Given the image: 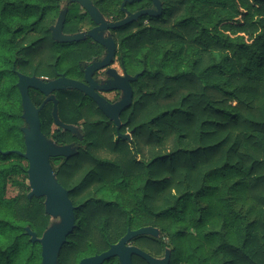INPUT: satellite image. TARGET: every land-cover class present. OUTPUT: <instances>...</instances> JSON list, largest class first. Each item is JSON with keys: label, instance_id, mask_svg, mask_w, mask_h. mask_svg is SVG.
<instances>
[{"label": "trees", "instance_id": "16d2710c", "mask_svg": "<svg viewBox=\"0 0 264 264\" xmlns=\"http://www.w3.org/2000/svg\"><path fill=\"white\" fill-rule=\"evenodd\" d=\"M64 1L0 0V264L41 262L40 244L25 231L40 238L50 217L43 197L27 198L28 163L16 153L25 146L14 70L53 74L49 28ZM123 1L91 0L113 21L124 17ZM160 2L158 17L113 30L130 74L142 71L120 115L129 141L115 140L114 127L78 91L56 98L63 122H83L82 142L51 132L49 103L40 111L46 138L80 145L57 179L78 206L77 222L88 224V240L98 237L97 222L112 231L111 242L126 231L120 222H136L131 229H160L159 239L147 237V250L162 256L167 240L170 264H264V0ZM66 4L69 20L76 10ZM124 7L135 13L152 3ZM29 96L41 104L40 93ZM8 187L17 189L14 197ZM66 247L58 264L93 254L77 240Z\"/></svg>", "mask_w": 264, "mask_h": 264}, {"label": "water", "instance_id": "95a60500", "mask_svg": "<svg viewBox=\"0 0 264 264\" xmlns=\"http://www.w3.org/2000/svg\"><path fill=\"white\" fill-rule=\"evenodd\" d=\"M71 3L80 4L85 11L93 19L96 27L88 32V36L97 43L108 48V55L105 60L99 63L89 65L85 70V81L88 85L70 80L67 78H59L48 83H44L36 77H27L18 74V90L21 97L22 119L24 126L21 129L24 139L25 151L23 153L16 152L21 155L28 163L27 176L28 185L30 188L27 198L32 197L44 198L45 213L51 218H58L57 224L48 227L40 238L36 236L29 228H26L25 234L30 237L32 243H39L41 246V262L40 264H58V257L62 246L66 243L67 237L72 233L75 222V207L73 206L68 191L61 186L57 181L52 167L50 165L51 158L65 157L70 158L76 155V148L72 145L57 146L53 141L46 138L40 130V120L38 113L47 101L54 102L52 116L56 125L64 130L75 133L76 128L68 125H63L57 117V101L52 97H47L39 108H35L32 104L28 90L30 88L38 90L45 96L50 95L56 90L73 89L82 92L89 96L98 106L109 121L115 125V130L119 138L130 140L128 134L121 135L119 129L121 122L119 115L125 109H128L132 104L133 91L130 85L138 79V74L134 76H126L124 82L113 81L107 87H100L104 90H121V99L114 103H107L100 98L95 92V82L90 78L91 74L107 65L108 61L114 54L115 45L111 38L105 40L102 38L103 32L115 30L138 21L143 16L158 17L162 13V4L160 0H149L152 3V8L139 10L135 13H126V16L116 22H107L90 0H69ZM138 0H124L121 4V9L126 12L124 6L126 3H131ZM66 9L60 11L55 25L51 28L52 39L60 43L77 42L84 38V34H76L73 36H65L61 33L62 24L65 18ZM9 151L3 152L8 154ZM158 231L152 227L139 228L137 230H128L127 233L119 240L117 244L112 245L107 251L83 259L80 264H101L105 260L118 256L121 264H132L131 255L135 253L142 256L148 264H169L171 253L166 251L162 259H157L149 254L140 252L135 248L125 247V243L132 238L144 234L151 237H156Z\"/></svg>", "mask_w": 264, "mask_h": 264}, {"label": "flooded vegetation", "instance_id": "af4514ba", "mask_svg": "<svg viewBox=\"0 0 264 264\" xmlns=\"http://www.w3.org/2000/svg\"><path fill=\"white\" fill-rule=\"evenodd\" d=\"M67 3H69V1H67ZM69 4L72 5L71 9L76 10V15L73 16L72 18H69V20H67V14H68L69 6L67 4L62 6V10L66 9V14H65V18H64V21L62 24L61 33H62V35H65V36L84 34V38L77 41V42H72V43H60V42L53 40L51 28L55 25V23L57 21V19H56L55 23L53 25H51L49 28L51 40L54 43V44H52V51H51V56L53 57V62L50 64V66L53 70V74L49 75V76H35V75L22 74V73L14 70V72L17 76L16 86L18 83V74H22V75H25L27 77L39 78L44 83H48V82H51L53 80H56V79L63 77V78H67V79L74 80V81L83 83L85 85H88L85 81V70H86V68L93 63H99V62H102L103 60H105L106 56L108 55V48L97 43L95 40H93L91 37H89L87 35L90 30H92L93 28L96 27V24L94 23L93 19L90 17V15L85 11V9L80 4H78L76 2H74V3L70 2ZM74 4H76V6ZM92 5L94 6L93 3H92ZM120 9H121V7H120ZM122 12L124 13V17L126 16L127 12L133 13V12L128 11L127 9H126V12L124 10H122ZM107 22H112V21H107ZM102 38L105 40H108L109 38H111V40L113 41V43L115 45L114 54L111 57V59L108 61L107 65L101 69L94 71L91 74L90 78L96 84L94 92L100 98L104 99L107 103L114 104L121 99L122 91L121 90H111V91L110 90H104V89H101L100 87H107L110 85V82H113V81L124 82L126 76H134V75L138 74V77H139V75H141L142 71L135 73V74H130V64H129L130 62H129L128 58L127 57L125 58V56L122 54V52H120V46H119L118 40L115 38L113 30H109L108 32L107 31L103 32ZM131 83H133V82H131ZM131 83H130V85H131ZM131 87H132V85H131ZM17 89H18V86H17ZM31 90H34V91H37L38 93H40L38 90L30 88L28 90V96H29V93ZM60 91H73V89L56 90L48 96H45L42 93H40L43 96L42 102L44 100H46L47 97L52 96L57 101V105H56L57 106V117H58L59 121L63 125L75 127L76 131H75V133H71V132L66 131L62 127L55 124L53 116H52V111L54 108V102L52 100L47 101L45 103V105L49 103L50 107H51L50 108V116L52 118V122H51L50 130L52 133L54 131L69 132L72 135L76 136V138L78 139L79 142H82L83 136L81 134V130L83 128V125H82L83 122L80 120H77L76 124H67V123L63 122L59 117L58 100L56 98V93L60 92ZM74 91H78V90H74ZM18 92H19V90H18ZM78 92L81 94L82 98L88 102L87 103L88 105H91L89 103V101H90V102L94 103L96 106L95 108H97L99 110L97 104L89 96L84 95L80 91H78ZM19 95H20V93H19ZM29 98H30V96H29ZM20 100H21V97H20ZM42 102H41V104H42ZM41 104L39 106H35L34 104L33 105L35 108H39L41 106ZM43 107H42V109H43ZM40 111H39V113H40ZM39 113H38V116H39ZM121 113H120V115H121ZM120 115H119V119H120ZM105 118H106V121H104V123H106L107 125L113 126L115 129V125L113 124V122L109 121V119L107 117H105ZM120 122H121V120H120ZM122 125H123V123L121 122V127H122ZM23 126H24V121H23ZM22 127H21V129H22ZM121 127H120V129H121ZM120 129H119V132H120ZM115 132H116V130H115ZM127 134L130 136L129 133H127ZM121 135H126V134H121ZM117 138H119V137H118L117 132H116L114 139L116 140ZM119 139H122V138H119ZM51 141H53V140L51 139ZM53 143L56 144L57 146L72 145V147L76 148V151H77L78 147H80L79 144H75V143L64 144V145L57 144L54 141H53ZM70 158L57 157V158H51L50 159V165L52 167V171H53L56 179H57L56 173L58 171V168L63 163H65L67 160H69ZM79 177H83V176H79ZM57 181H58V179H57ZM61 186L63 188H65L62 184H61ZM65 189L68 191V195H69L70 189H67V188H65ZM73 206L75 207V209H77V207H78L75 205H73ZM132 224L136 225L137 223L136 222H133V223L132 222H126V221L120 222L121 226L126 227V231L122 236H120L117 239L116 242H111L112 237H113L112 231L104 229L106 223L97 222L96 223V226L98 229L97 233H99V235L95 239L88 240L85 237L86 236L85 227L88 224H86L85 222H83V223L77 222V220L75 218L73 231L71 234L68 235L66 243L64 245H67V247L74 246L76 243V240H77L78 243L80 244V248L83 246L84 249H87V248L92 249L93 254H91V255L89 254V255H85V256H79L77 258V262L75 264H80V262L83 259L99 255V254L107 251L112 245L117 244L119 242V240L127 233L128 230L134 231V230H137L139 228L146 227V226H141V227H137L135 229H131ZM71 235L72 236L74 235V237L72 238L74 241L69 238ZM147 237L152 238V239H156V238H153L151 236L141 234V235H138V236L132 238L130 241L126 242L125 247L135 248V249L139 250L140 252H143L145 254H149L150 256H152L154 258L161 259L160 256H154L148 252V250H147ZM66 254H67V251L65 250L63 256H66ZM64 260H66V257H64ZM131 261H132V264H134V263H136V264H148L142 256L137 255L135 253H132ZM101 264H121V263H120L119 257L115 256V257H112L110 259L105 260Z\"/></svg>", "mask_w": 264, "mask_h": 264}, {"label": "rangeland", "instance_id": "374dc122", "mask_svg": "<svg viewBox=\"0 0 264 264\" xmlns=\"http://www.w3.org/2000/svg\"><path fill=\"white\" fill-rule=\"evenodd\" d=\"M67 1H69V0H67ZM67 1H64V2H63V5H66ZM69 3H70V1H69ZM98 11H99V10H98ZM99 12H100V11H99ZM102 16H103V15H102ZM103 18H104L106 21L116 22V21H113L110 17L103 16ZM120 20H121V19H120ZM117 21H119V20H117ZM48 139L51 140L50 138H48ZM26 184H27V186H28V188H29L28 181L26 182ZM29 191H30V188H29ZM16 194H17V189H15V188H13V187H8V188H7L6 196H7L8 198L14 197ZM204 204H205V202H204ZM58 221H59L58 218H52V217H51V218H50V222H49V226H48V227H50V226H52V225H54V224H57ZM148 227H151V226H148ZM152 228H155V229L158 231L157 236H156V237H153V238L159 239V238L161 237V231H160V229L157 228V227H152ZM165 242H166L167 245H166V246L164 247V249H163V255L160 256L161 259L164 257V254H165L166 251H170V253H171V246L168 244L169 242H168L167 240H166ZM172 264H175V262L173 261Z\"/></svg>", "mask_w": 264, "mask_h": 264}]
</instances>
